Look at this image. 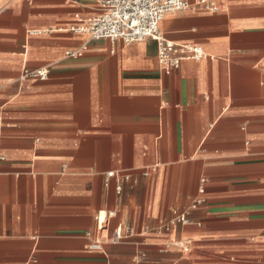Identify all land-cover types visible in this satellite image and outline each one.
<instances>
[{
  "label": "crops",
  "instance_id": "1",
  "mask_svg": "<svg viewBox=\"0 0 264 264\" xmlns=\"http://www.w3.org/2000/svg\"><path fill=\"white\" fill-rule=\"evenodd\" d=\"M103 1L0 0V264H264V0L167 15L206 54L172 72L155 41L73 32ZM173 211L191 223L158 234ZM118 226L136 234L114 244Z\"/></svg>",
  "mask_w": 264,
  "mask_h": 264
},
{
  "label": "built area",
  "instance_id": "2",
  "mask_svg": "<svg viewBox=\"0 0 264 264\" xmlns=\"http://www.w3.org/2000/svg\"><path fill=\"white\" fill-rule=\"evenodd\" d=\"M210 0H200L198 5L210 9ZM191 7L188 0H104L100 6V15L81 21V24L73 29V32L86 34L92 40H109L111 42L122 41L125 44L140 43L146 40L155 41L158 44V61L166 72L178 70L184 60H203L206 54L201 47L177 45L167 40L161 33L160 24L164 18L173 13L188 10ZM48 70H26L23 78L46 79ZM153 169L152 171H154ZM150 170L144 172L150 175ZM119 178L120 185L117 191L121 193L122 183L131 181L130 175L109 173L108 179ZM204 188L199 190L190 210H196L205 202ZM116 212L99 213L97 221L99 230H103L108 218H115ZM188 212L173 211L172 218L157 229L158 234L169 233L178 225L190 224ZM136 234V230L130 226H118L114 232L112 242L114 244L127 242ZM89 240L88 252L103 253L104 244L92 234H87ZM174 246L182 252H190V242L167 244L165 249ZM144 253L135 258V264H147Z\"/></svg>",
  "mask_w": 264,
  "mask_h": 264
}]
</instances>
